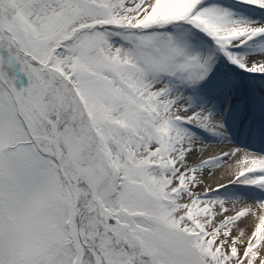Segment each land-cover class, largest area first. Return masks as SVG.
Masks as SVG:
<instances>
[{
	"label": "snow or ice",
	"instance_id": "obj_1",
	"mask_svg": "<svg viewBox=\"0 0 264 264\" xmlns=\"http://www.w3.org/2000/svg\"><path fill=\"white\" fill-rule=\"evenodd\" d=\"M0 264H264V0H0Z\"/></svg>",
	"mask_w": 264,
	"mask_h": 264
}]
</instances>
